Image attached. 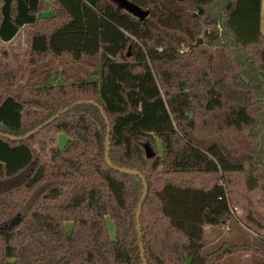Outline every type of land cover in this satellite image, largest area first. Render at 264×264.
Returning <instances> with one entry per match:
<instances>
[{
	"label": "trees",
	"instance_id": "1",
	"mask_svg": "<svg viewBox=\"0 0 264 264\" xmlns=\"http://www.w3.org/2000/svg\"><path fill=\"white\" fill-rule=\"evenodd\" d=\"M129 1L147 16L112 0H1L0 45L22 26L27 42L21 59L0 48V264H221L233 252L264 264L261 240L204 245V227L231 218L235 175L264 205L260 0ZM65 55L91 68L52 83ZM58 133L66 142L50 145ZM118 168L142 175L144 196ZM246 216L264 228V213Z\"/></svg>",
	"mask_w": 264,
	"mask_h": 264
},
{
	"label": "rangeland",
	"instance_id": "2",
	"mask_svg": "<svg viewBox=\"0 0 264 264\" xmlns=\"http://www.w3.org/2000/svg\"><path fill=\"white\" fill-rule=\"evenodd\" d=\"M1 3V0H0ZM42 8L45 7V4H48L44 1L40 2ZM51 14L50 9H43L39 12L41 16H49ZM201 38V36H200ZM12 49L16 53H21V58H23V50L26 48V31L23 30L19 34L18 39L13 43ZM9 47V46H8ZM0 48L2 46L0 45ZM9 54L12 51H8ZM11 52V53H10ZM65 63L68 60V56L62 59ZM91 60L85 59L82 62H77L78 64L69 66L68 65V73L73 74L77 71L79 66L81 68H91ZM61 62L59 61V64ZM78 66V67H76ZM76 67V68H75ZM55 72H61V67H55ZM82 70V69H79ZM57 76V77H56ZM56 78V79H55ZM62 80L59 75H54L51 79L52 83H58V81ZM233 133H227L226 138L232 143L241 141V138H234ZM67 136L65 133L56 134L55 138L52 137L49 139V144L58 146H63L66 142ZM159 142L157 143V148L159 147ZM228 198L231 207V218L230 220L222 225H215L206 227L204 233V245L206 248L213 247L222 241L235 242V243H252L259 244L258 240L264 241V228H257L252 223H250L247 219V212L258 211L260 213H264V205H259L258 198L260 197V193L258 191L247 192L244 189L243 180L240 176L235 175L233 177V183L228 186ZM106 225L108 229L109 236L114 238L115 236V225L113 221L106 217ZM70 228V223L67 224V229ZM261 257L259 254H255L253 252H233L227 255L221 264H259Z\"/></svg>",
	"mask_w": 264,
	"mask_h": 264
},
{
	"label": "water",
	"instance_id": "3",
	"mask_svg": "<svg viewBox=\"0 0 264 264\" xmlns=\"http://www.w3.org/2000/svg\"><path fill=\"white\" fill-rule=\"evenodd\" d=\"M113 2H115L120 8H123L125 11L131 13L132 15H134L135 17H137L138 19L142 20L144 19L147 14H148V10L146 9H142L141 7L135 5L134 3H132L131 1L129 0H112ZM201 38L198 37L197 40L192 43L190 45V48L192 47H195L196 45H198L199 43H201ZM106 122V125H107V130H106V140H105V152H104V156H105V161L108 165H111L110 164V161H109V158H108V154H107V147H108V134H109V124H108V121H107V118L102 110V108L96 104ZM57 114L53 115L52 117H50L49 119H47L45 122H43L41 125L37 126L36 128L32 129L29 133L25 134V135H22V136H13V135H8L9 138L11 139H14V138H25L27 135L37 131L38 129H40L42 126L46 125L47 123H49L52 119H54L56 117ZM144 150H145V156L147 158L151 157L153 155V152L151 150V148L145 144L144 145ZM119 170L121 171H124L126 173H130V174H135V175H138L141 180H142V183H143V186H144V191H143V196L145 194V191H146V183L142 177V175L136 171V170H132V169H123V168H118ZM139 212H140V204H138L137 206V210H136V221H137V224H138V217H139ZM141 254H142V249H141ZM145 264V262H144Z\"/></svg>",
	"mask_w": 264,
	"mask_h": 264
},
{
	"label": "crops",
	"instance_id": "4",
	"mask_svg": "<svg viewBox=\"0 0 264 264\" xmlns=\"http://www.w3.org/2000/svg\"><path fill=\"white\" fill-rule=\"evenodd\" d=\"M44 10L45 9H50V6H49V4H45V7L43 8ZM51 11V10H50ZM259 27H260V31L261 32H263L264 33V0H260V13H259ZM26 26H22L19 30H18V32L15 34V36L10 40V41H8V42H5V43H3V44H1V45H3V47H5V48H9V47H12L14 44V42L18 39V37H19V34L21 33V31H23V30H25L26 31ZM26 42H27V35H26ZM10 45V46H9ZM9 46V47H8ZM9 51H10V48H9ZM66 57L68 56V55H65ZM70 64V65H69ZM57 67L59 66V67H61V69H62V71L61 72H59V71H57V72H55V71H53L52 72V75L54 76L55 74L56 75H59L60 76V78H62L63 79V75L64 74H66V73H68V65L69 66H72V65H74L73 64V62L72 61H70V59H69V56H68V60H67V62L65 63V62H61L60 64H59V62H57ZM57 77V76H56ZM56 79V78H55ZM59 82V81H58ZM206 227H209V225H206L204 228L206 229Z\"/></svg>",
	"mask_w": 264,
	"mask_h": 264
}]
</instances>
